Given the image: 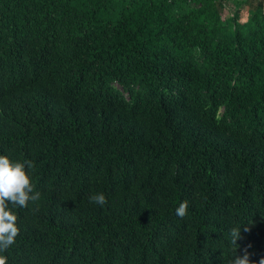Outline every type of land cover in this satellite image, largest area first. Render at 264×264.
<instances>
[{"label": "trees", "instance_id": "1", "mask_svg": "<svg viewBox=\"0 0 264 264\" xmlns=\"http://www.w3.org/2000/svg\"><path fill=\"white\" fill-rule=\"evenodd\" d=\"M221 11L0 0V155L32 160L41 194L12 209L6 264H230L238 226L259 264L264 0Z\"/></svg>", "mask_w": 264, "mask_h": 264}, {"label": "clouds", "instance_id": "2", "mask_svg": "<svg viewBox=\"0 0 264 264\" xmlns=\"http://www.w3.org/2000/svg\"><path fill=\"white\" fill-rule=\"evenodd\" d=\"M35 165L32 160L13 161L8 156L0 155V253H5L15 243L19 233L17 225L18 215L12 210L17 207L27 208L30 202L40 199V192L35 190L32 181V171ZM90 203L104 206L108 203L102 192L93 193L88 197ZM189 201H182L175 212L179 218L188 214ZM248 229L245 228V231ZM231 244L235 246V255L230 264H251L250 253L246 246L242 255L236 249L237 240L240 239V227L230 230ZM7 256L0 255V264H6ZM259 264H264L262 258Z\"/></svg>", "mask_w": 264, "mask_h": 264}, {"label": "rangeland", "instance_id": "3", "mask_svg": "<svg viewBox=\"0 0 264 264\" xmlns=\"http://www.w3.org/2000/svg\"><path fill=\"white\" fill-rule=\"evenodd\" d=\"M221 3H222V11L221 13L223 15H228L230 13H232V11L234 10V7H235V2H239L241 0H220ZM256 1V0H255ZM245 4L241 5L240 6V17H244L245 15V11H246V5L244 6Z\"/></svg>", "mask_w": 264, "mask_h": 264}]
</instances>
